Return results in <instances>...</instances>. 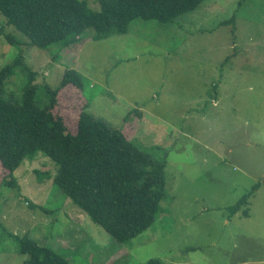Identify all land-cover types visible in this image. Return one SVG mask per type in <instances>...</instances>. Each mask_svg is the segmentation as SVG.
Segmentation results:
<instances>
[{"label":"rangeland","instance_id":"374dc122","mask_svg":"<svg viewBox=\"0 0 264 264\" xmlns=\"http://www.w3.org/2000/svg\"><path fill=\"white\" fill-rule=\"evenodd\" d=\"M86 1L99 10V0ZM0 25V70L22 54L34 84L53 89L67 69L78 71L84 88H62L54 113L76 133L88 105L140 148L168 153L170 199L149 229L122 244L53 179L38 181L37 170L56 174L43 153L15 171L16 186L0 163V264L28 258L18 249L24 235L71 264H264V0H204L174 23L136 19L126 34L102 40L90 28L61 52L27 45L3 17ZM6 35L22 41L20 50ZM24 77L10 78L7 93L21 95ZM256 184L248 217L231 216Z\"/></svg>","mask_w":264,"mask_h":264},{"label":"trees","instance_id":"16d2710c","mask_svg":"<svg viewBox=\"0 0 264 264\" xmlns=\"http://www.w3.org/2000/svg\"><path fill=\"white\" fill-rule=\"evenodd\" d=\"M203 2L99 0L100 8L96 10L86 0H0V17L28 39L27 45L48 51L56 46L54 50L61 52L79 42L87 29L95 31L94 40H102L126 34L136 19L174 23ZM234 21L235 17L223 20L220 26ZM2 33L0 25V36ZM6 38L16 49L23 44L15 36ZM21 55L0 70V163L10 178L5 183L16 186L15 171L26 159L33 160L43 153L55 163L56 174L52 177L51 172L37 170L38 181L53 179L95 224L119 243H130L155 223L161 201L169 199L168 153L140 148L122 130L94 116L88 105L79 115L76 133L70 132L64 118L54 113L57 96L69 84L83 89V76L67 69L56 89L47 84L39 86L33 82L37 74ZM21 74L25 76L21 95L7 93L9 79ZM257 188L258 184L254 185L250 193L229 207L231 216L242 210V215L248 217L249 209L244 205ZM30 206L47 212L45 207ZM17 242L19 252L28 256L23 264H71L28 235L17 237ZM145 264L163 262L152 258Z\"/></svg>","mask_w":264,"mask_h":264}]
</instances>
